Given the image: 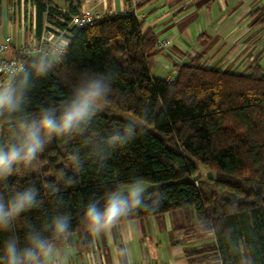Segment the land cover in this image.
Here are the masks:
<instances>
[{
  "label": "trees",
  "instance_id": "trees-1",
  "mask_svg": "<svg viewBox=\"0 0 264 264\" xmlns=\"http://www.w3.org/2000/svg\"><path fill=\"white\" fill-rule=\"evenodd\" d=\"M123 1L128 8L125 13H106L89 26L66 28L67 59H54L48 75L37 76L31 67L40 55L22 57L31 74L26 107L23 112L0 116V144L11 140L17 120L38 117L41 106L58 107L86 75L110 70L118 76L107 106L134 117L147 107V131L138 127L128 145L110 149L109 158L101 162L86 139L107 138L117 125L122 133L125 122L101 112L83 132L54 138L34 168L18 166L8 178L10 188L22 191L34 186L40 204L22 213L8 231H0V256L13 235L20 237L24 247L29 226L51 237L47 226L63 215L69 217L75 240L72 235L67 244L57 246L73 244L80 253L89 251L92 236L83 215L90 198L138 176L156 184L148 191L152 200L145 202L159 201V207L136 209L134 216L122 222L181 210L188 223L192 210L195 223L191 226L210 233L212 240L210 245L183 252L189 264L205 253L211 254L214 264H264V66L256 61L245 73L227 71L207 66L203 54L197 53L179 65L172 78L154 77L148 65L158 52L157 38L137 12L156 0ZM213 1L201 0L199 6ZM27 2L34 9L38 37L46 24L64 28L59 19L68 20L82 0H67L66 10L54 0ZM2 11L0 0V21ZM250 25H264L262 9L253 12ZM73 155L84 165L79 172L71 166ZM198 164L208 167L213 176L195 181ZM61 170L75 174L78 182L65 185ZM49 183L60 188L58 195L50 194ZM0 191L7 202L12 192L2 186Z\"/></svg>",
  "mask_w": 264,
  "mask_h": 264
},
{
  "label": "clouds",
  "instance_id": "clouds-1",
  "mask_svg": "<svg viewBox=\"0 0 264 264\" xmlns=\"http://www.w3.org/2000/svg\"><path fill=\"white\" fill-rule=\"evenodd\" d=\"M67 45H60L48 53L41 54L34 60L31 67L37 76H46L53 67L52 61L57 57L67 59ZM4 65L0 64V69ZM21 73L19 79L0 80V116L20 113L26 107V91L31 87V74L25 68H18ZM118 73L110 70L106 73H91L79 80L73 88L72 96L57 106L39 109L36 118L20 119L12 129L13 136L6 144H0V186L12 192L10 199L5 202L4 191H0V231H8L22 213L31 211L39 206V194L34 186L16 191L10 188L8 178L14 174L18 166L34 168L35 162L51 145L54 138L71 136L81 133L92 119L100 114L109 102L112 84ZM142 114L124 122L122 133L120 125L107 138L95 140L86 139L91 145L92 152L103 162L109 158V150L123 148L137 135L136 129L146 132L149 109L142 108ZM71 166L76 172L84 165L78 156L69 158ZM65 185L73 186L78 182L75 174L64 170L59 172ZM52 195H58L60 188L54 183L47 185ZM152 200L148 192L147 182L134 176L124 184H118L114 189L106 190L101 197L90 198L84 211L83 220L89 235L99 238L110 235L112 230L123 220L134 216L135 210L143 208L152 210L159 207V201L148 204ZM51 230V237H44L40 232L31 230L24 237V247H20V237L13 235L7 239L0 256V264H54L57 255V243L67 244L73 235L70 230L69 217L57 216L53 223L47 226ZM14 230V229H13Z\"/></svg>",
  "mask_w": 264,
  "mask_h": 264
},
{
  "label": "crops",
  "instance_id": "crops-1",
  "mask_svg": "<svg viewBox=\"0 0 264 264\" xmlns=\"http://www.w3.org/2000/svg\"><path fill=\"white\" fill-rule=\"evenodd\" d=\"M200 1L156 0L137 12L144 27L151 28L157 39L171 40L166 46L157 45L158 52L148 65L152 76L172 78L177 67L187 63L189 57L197 53L203 54L202 62L207 66L219 69L225 68L242 55L249 61L256 62L259 58L264 60V25H250L252 14L257 8L262 9L264 14V0H214L208 5L199 6ZM23 2L2 0L0 41L9 35L11 43L0 57L14 56L22 44H31L36 37L34 9L26 0L25 13ZM54 2L62 10L67 9V0ZM87 6L111 14L128 10L123 0H82L80 8ZM0 80L4 79L0 76ZM171 213L175 212L157 218L150 217L151 221L148 217L143 218L149 240L151 224L154 229L157 246L152 258L147 253L145 241L138 236L139 219L121 222L110 235L92 237V247L87 252H78L72 244V251L65 248L72 245L57 246V253L63 257L69 256V264H176L185 258L179 250L168 249L165 244L167 232L173 230L171 223L174 217ZM158 224H163V232L158 231ZM54 264L63 263L54 259Z\"/></svg>",
  "mask_w": 264,
  "mask_h": 264
},
{
  "label": "rangeland",
  "instance_id": "rangeland-1",
  "mask_svg": "<svg viewBox=\"0 0 264 264\" xmlns=\"http://www.w3.org/2000/svg\"><path fill=\"white\" fill-rule=\"evenodd\" d=\"M25 1L26 0H24V2H23V9L26 13L27 9L25 6ZM169 1L174 2L175 0H169ZM90 8H91V10H93L95 12H102L103 11L100 9H95L93 7H90ZM257 62L260 65L264 66V60H261V58H259L257 60ZM254 63H255V61L246 60L244 55H242V56L238 57L232 63L231 62L228 63L227 66L225 67V69L227 71L245 73L247 71L248 67L253 66ZM102 112L110 113L111 115H113L117 118L123 119L125 121L132 119V118H136L132 114H130L129 112L117 110V109H114L112 107H108L107 105L104 107ZM0 130H1V128H0ZM197 173L199 174L198 178H203V179L210 177V176H213V172L208 167L201 165V164H198V166H197L196 174ZM147 185H148V191L152 190L156 187V184L151 183V182H147ZM173 212H175V213H171L172 218L174 217L173 218L174 221L172 220V223H171L173 230L170 232H167V235H166L167 239L165 240V244H166V247H168V249H171L173 251L179 250L180 253L183 254V252H185L186 250L210 245V242L212 240V238H211L212 235L210 233H207V232H202V231L196 230V227L191 226V224L195 223V219H194V215H193L192 210L190 211V217H189L190 220L188 221L189 224L186 223L187 221L185 220V216L182 215L181 210H175ZM148 220L151 221L150 217H148ZM152 227L153 226L151 224V226H150L151 233L149 234V236H150V240H149L148 239V233L146 232V229L143 225V218L139 219L138 236L140 239H142V241H145L144 245H146L147 253H148L150 258H152L155 247L157 246L155 244L156 243L155 234H154V229ZM162 227H163V224H162V226H160V224L157 225L159 232H163V230H161ZM72 239L73 240L75 239V235H73ZM167 241H168V243H167ZM73 247L74 246L72 245L71 247H65V248L72 251ZM200 256H198L197 258H194V261L191 263H193V264H214L212 261L211 254L205 253V256H201V257ZM63 258H64V260H63ZM54 259L61 260V262L63 264H69L68 261L70 260V257L69 256L63 257L62 255L57 253V255ZM176 264H189V260L183 259L182 261H179Z\"/></svg>",
  "mask_w": 264,
  "mask_h": 264
},
{
  "label": "built area",
  "instance_id": "built-area-1",
  "mask_svg": "<svg viewBox=\"0 0 264 264\" xmlns=\"http://www.w3.org/2000/svg\"><path fill=\"white\" fill-rule=\"evenodd\" d=\"M105 14L106 11L95 12L91 10L90 7H81L75 14L70 15L68 20L62 18L59 19L64 22V28H59L52 24H46L41 34L38 37H35L31 44H22L12 57H0V64L4 65V68L0 69V76L4 80L16 78L20 74L18 68H26V62L22 57L41 55L52 51L60 45H67L68 38L65 37L67 36L66 28H70L71 26H89L97 22ZM170 41L169 38H159L157 39V44L160 46H166ZM10 43L11 37L5 35L0 41V54L8 49Z\"/></svg>",
  "mask_w": 264,
  "mask_h": 264
},
{
  "label": "water",
  "instance_id": "water-1",
  "mask_svg": "<svg viewBox=\"0 0 264 264\" xmlns=\"http://www.w3.org/2000/svg\"><path fill=\"white\" fill-rule=\"evenodd\" d=\"M199 174L197 173L195 176H194V179L196 180L198 178Z\"/></svg>",
  "mask_w": 264,
  "mask_h": 264
}]
</instances>
